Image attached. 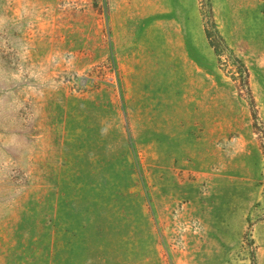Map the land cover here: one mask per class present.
<instances>
[{
  "label": "rangeland",
  "instance_id": "rangeland-1",
  "mask_svg": "<svg viewBox=\"0 0 264 264\" xmlns=\"http://www.w3.org/2000/svg\"><path fill=\"white\" fill-rule=\"evenodd\" d=\"M0 264H264V0H0Z\"/></svg>",
  "mask_w": 264,
  "mask_h": 264
},
{
  "label": "trees",
  "instance_id": "trees-1",
  "mask_svg": "<svg viewBox=\"0 0 264 264\" xmlns=\"http://www.w3.org/2000/svg\"><path fill=\"white\" fill-rule=\"evenodd\" d=\"M209 32H206V37H207V39H208V41H209V45L212 47V49L214 50V53L216 54V55H218V46H217V44H216V42H214V41H212L211 40V38H210V36H209ZM243 69V68H242Z\"/></svg>",
  "mask_w": 264,
  "mask_h": 264
}]
</instances>
